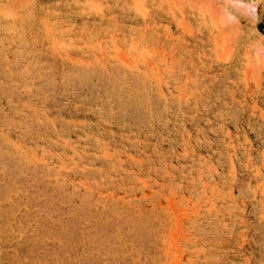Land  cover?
<instances>
[{
    "label": "rangeland",
    "instance_id": "374dc122",
    "mask_svg": "<svg viewBox=\"0 0 264 264\" xmlns=\"http://www.w3.org/2000/svg\"><path fill=\"white\" fill-rule=\"evenodd\" d=\"M0 264H264V0H0Z\"/></svg>",
    "mask_w": 264,
    "mask_h": 264
},
{
    "label": "bare ground",
    "instance_id": "6f19581e",
    "mask_svg": "<svg viewBox=\"0 0 264 264\" xmlns=\"http://www.w3.org/2000/svg\"><path fill=\"white\" fill-rule=\"evenodd\" d=\"M11 78V77H10ZM3 81V80H2ZM32 84V83H31ZM9 86V85H8ZM53 86V85H52ZM38 90V89H37ZM95 129V128H94ZM13 141V140H12ZM143 142V141H142ZM36 156V155H35ZM87 167V166H86ZM59 168V167H58ZM84 181V180H83ZM22 200V199H21ZM129 215V214H128ZM127 216V215H126ZM127 218V217H126ZM82 220V219H81ZM28 229V228H27ZM75 230V229H74ZM37 236V235H36ZM19 240V239H18ZM59 243V242H58ZM91 246V245H90ZM77 261V260H76Z\"/></svg>",
    "mask_w": 264,
    "mask_h": 264
}]
</instances>
